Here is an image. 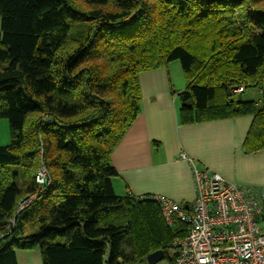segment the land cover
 I'll list each match as a JSON object with an SVG mask.
<instances>
[{"label":"trees","instance_id":"trees-1","mask_svg":"<svg viewBox=\"0 0 264 264\" xmlns=\"http://www.w3.org/2000/svg\"><path fill=\"white\" fill-rule=\"evenodd\" d=\"M175 62L179 124L251 116L243 151H264V0H0V264L175 259L189 225L158 197L117 194L112 163L142 113L140 75Z\"/></svg>","mask_w":264,"mask_h":264},{"label":"crops","instance_id":"crops-1","mask_svg":"<svg viewBox=\"0 0 264 264\" xmlns=\"http://www.w3.org/2000/svg\"><path fill=\"white\" fill-rule=\"evenodd\" d=\"M184 80L174 63L140 75L142 113L112 155L115 191L191 206L197 198L195 166L255 188L264 203V151H243L253 118L181 126L176 93L185 89Z\"/></svg>","mask_w":264,"mask_h":264},{"label":"built area","instance_id":"built-area-1","mask_svg":"<svg viewBox=\"0 0 264 264\" xmlns=\"http://www.w3.org/2000/svg\"><path fill=\"white\" fill-rule=\"evenodd\" d=\"M182 158L189 160L185 154ZM193 172L197 198L191 206L158 197L169 225L175 215L190 227L188 236L175 244L172 264H264L263 194L211 170L194 166ZM39 182H44L43 173Z\"/></svg>","mask_w":264,"mask_h":264},{"label":"rangeland","instance_id":"rangeland-1","mask_svg":"<svg viewBox=\"0 0 264 264\" xmlns=\"http://www.w3.org/2000/svg\"><path fill=\"white\" fill-rule=\"evenodd\" d=\"M177 68H181V65L179 62L174 63ZM186 81V80H184ZM242 98L244 100H254L259 101L260 99V92L256 89H248L246 92L242 94ZM12 140L10 125L8 120L6 119H0V147L8 146L10 145ZM40 174H44V170L40 169ZM42 183V182H40ZM33 197H26L24 200L20 202V207H27L29 202L33 201ZM261 228L264 231V224L263 222L260 223ZM18 259L19 264H42V257L38 250L33 251H18ZM146 264L148 262L146 261ZM157 264H170V261L168 258H165L163 261L157 263Z\"/></svg>","mask_w":264,"mask_h":264},{"label":"water","instance_id":"water-1","mask_svg":"<svg viewBox=\"0 0 264 264\" xmlns=\"http://www.w3.org/2000/svg\"><path fill=\"white\" fill-rule=\"evenodd\" d=\"M166 257L169 259V261H172V257L170 255L166 254L163 251H157L151 254L150 256H148L147 262L148 264H157L163 261Z\"/></svg>","mask_w":264,"mask_h":264},{"label":"clouds","instance_id":"clouds-1","mask_svg":"<svg viewBox=\"0 0 264 264\" xmlns=\"http://www.w3.org/2000/svg\"><path fill=\"white\" fill-rule=\"evenodd\" d=\"M254 189H255V188H254ZM263 212H264V211H263ZM166 258H167V257H166ZM168 260H169V259H168ZM173 261H174V260H173V258H172V263H173ZM170 262H171V261H170ZM172 263H170V264H172Z\"/></svg>","mask_w":264,"mask_h":264}]
</instances>
